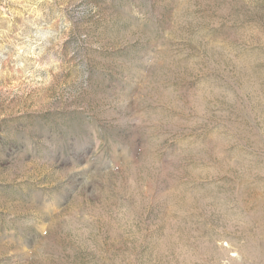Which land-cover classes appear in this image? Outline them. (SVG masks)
Segmentation results:
<instances>
[{"label": "rangeland", "instance_id": "rangeland-1", "mask_svg": "<svg viewBox=\"0 0 264 264\" xmlns=\"http://www.w3.org/2000/svg\"><path fill=\"white\" fill-rule=\"evenodd\" d=\"M0 264H264V0H0Z\"/></svg>", "mask_w": 264, "mask_h": 264}]
</instances>
